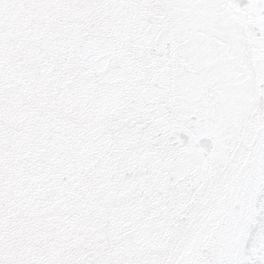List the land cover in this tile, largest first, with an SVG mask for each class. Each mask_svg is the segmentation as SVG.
Returning <instances> with one entry per match:
<instances>
[{"label": "water", "instance_id": "1", "mask_svg": "<svg viewBox=\"0 0 264 264\" xmlns=\"http://www.w3.org/2000/svg\"><path fill=\"white\" fill-rule=\"evenodd\" d=\"M0 264H264V0H0Z\"/></svg>", "mask_w": 264, "mask_h": 264}]
</instances>
